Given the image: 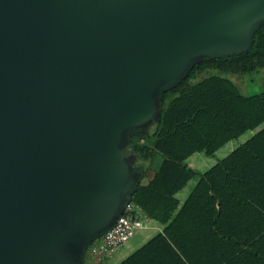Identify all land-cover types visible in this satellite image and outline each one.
Segmentation results:
<instances>
[{
  "label": "water",
  "instance_id": "water-1",
  "mask_svg": "<svg viewBox=\"0 0 264 264\" xmlns=\"http://www.w3.org/2000/svg\"><path fill=\"white\" fill-rule=\"evenodd\" d=\"M264 0H0V264H83L132 201L130 137Z\"/></svg>",
  "mask_w": 264,
  "mask_h": 264
},
{
  "label": "trees",
  "instance_id": "trees-1",
  "mask_svg": "<svg viewBox=\"0 0 264 264\" xmlns=\"http://www.w3.org/2000/svg\"><path fill=\"white\" fill-rule=\"evenodd\" d=\"M262 69L264 24L248 50L195 64L165 92L158 123L130 137L142 160L132 202L162 228L117 264H264V126L204 172L186 162L264 123V90L245 94L228 75ZM83 264H95L88 249Z\"/></svg>",
  "mask_w": 264,
  "mask_h": 264
},
{
  "label": "rangeland",
  "instance_id": "rangeland-1",
  "mask_svg": "<svg viewBox=\"0 0 264 264\" xmlns=\"http://www.w3.org/2000/svg\"><path fill=\"white\" fill-rule=\"evenodd\" d=\"M234 81H236L237 85L241 89V91L245 94H252L257 93L264 90V70H257L251 72L249 74H228ZM256 130H248L240 135L238 138L230 140L224 146L219 148L213 155H206L204 152H196L192 154L187 160V164L193 166L202 171L207 167L213 165L217 160L224 157L231 149L245 141L248 137H250L253 132ZM161 161V156L157 154L155 156L154 162L152 167L149 171V176L153 174V171L158 167ZM195 180V179H194ZM193 179H191L187 185L182 189L181 192H185L188 188L192 187ZM146 181V178H145ZM181 192L178 193V198L181 199ZM154 221V220H153ZM156 229L154 227H148L146 229H137L135 234L124 244L122 245V250H128L129 247L127 246H135L137 247L140 243H143L146 240V236L148 235L151 237L153 234L156 233ZM142 240V241H141ZM137 245V246H136ZM89 258V256H88ZM109 264V263H106Z\"/></svg>",
  "mask_w": 264,
  "mask_h": 264
},
{
  "label": "built area",
  "instance_id": "built-area-1",
  "mask_svg": "<svg viewBox=\"0 0 264 264\" xmlns=\"http://www.w3.org/2000/svg\"><path fill=\"white\" fill-rule=\"evenodd\" d=\"M148 227L150 225L147 215L143 213L140 206L131 201L113 226L88 246V256L102 259L124 245L137 229Z\"/></svg>",
  "mask_w": 264,
  "mask_h": 264
},
{
  "label": "crops",
  "instance_id": "crops-1",
  "mask_svg": "<svg viewBox=\"0 0 264 264\" xmlns=\"http://www.w3.org/2000/svg\"><path fill=\"white\" fill-rule=\"evenodd\" d=\"M264 126V123L263 124H261L258 128H256L255 130L257 131V130H259L261 127H263ZM255 131V132H256ZM255 132H253V134L255 133ZM253 134H251L250 135V137L253 135ZM250 137H248V138H250ZM247 138V139H248ZM246 139V140H247ZM245 140V141H246ZM245 141H243V142H245ZM242 142V143H243ZM228 143V142H227ZM241 144V143H240ZM224 146V145H223ZM238 146V145H237ZM236 146V147H237ZM236 147H234V148H236ZM233 148V149H234ZM233 149H231L230 151H229V153L233 150ZM229 153H227L226 155H228ZM225 155V156H226ZM224 156V157H225ZM223 158V157H222ZM222 158H220V159H222ZM219 159V160H220ZM218 161V160H217ZM216 161V162H217ZM215 162V163H216ZM214 163V164H215ZM212 166V165H211ZM192 167H194V165L192 166ZM210 167V166H209ZM209 167H207L206 169H208ZM195 168V167H194ZM206 169H204V170H202V171H200V172H204ZM198 170V169H197ZM195 179V180H194ZM193 180H194V182H193V185H192V187H190V188H188L187 190H185V192H181L182 191V189L178 192V193H180L181 192V199L179 198V200H180V202H183L187 197H188V195H189V193L192 191V189L194 188V186H195V184H196V182H197V180H198V176L197 177H195V178H193ZM178 193H177V197H178ZM149 225H150V227H154L157 231L158 230H161V228H162V226L159 224V223H157V222H155V221H153L152 219H149ZM146 229V228H145ZM146 236V240L149 238V236L148 235H145ZM145 240V241H146ZM142 241V240H141ZM144 241V242H145ZM143 242V243H144ZM140 245H142V243H140ZM140 245H136L137 247H135V246H127V247H129L128 248V250L126 251V250H122V247H120V248H117V249H115V250H113L112 252H110V253H108L106 256H104L102 259H96V258H92V257H90L89 256V259H90V261L91 262H93V263H95V264H106V263H109V264H117V263H119L121 260H123L127 255H129L133 250H135L136 248H138Z\"/></svg>",
  "mask_w": 264,
  "mask_h": 264
}]
</instances>
